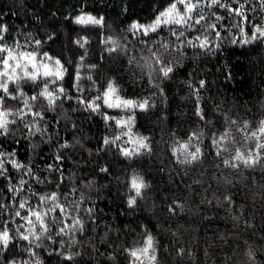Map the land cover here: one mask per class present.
<instances>
[{
    "label": "trees",
    "instance_id": "trees-1",
    "mask_svg": "<svg viewBox=\"0 0 264 264\" xmlns=\"http://www.w3.org/2000/svg\"><path fill=\"white\" fill-rule=\"evenodd\" d=\"M165 3L166 0H0V23L6 24L10 30L25 29L42 38H46L45 32L54 33L55 42H49L46 50L55 56L63 53L77 60L78 52L73 42L78 37H85L89 42L86 63L98 64L101 82L112 80L123 99L141 102L149 99L150 104L156 105L146 112L139 109L133 112L107 110L109 115L125 120L134 113L129 136L117 141L121 147H135L132 142L125 143L129 137L131 141L147 138L145 142L151 151L132 159L119 155L115 146L97 153L98 141L102 137L112 139L122 135L121 128L115 127L114 122L106 127L99 116L86 120L80 112H71L69 103L75 107L74 102H65L62 109L49 115V118L56 117L61 121L69 115L72 120L80 118L78 126L81 131L72 138V142L80 140L83 148L73 150L72 160L64 162L66 182L83 189L91 202L103 210L105 224L111 225L110 230L101 227L95 232L86 231L85 235L103 255L96 257L88 240L84 239L78 247L87 254L80 264H133L125 249L142 247L145 231L156 242L155 264H264V168H215L212 163L215 149L211 148L209 141L214 133L219 138L224 132H230L233 144L224 153V157L229 158L235 148L246 152L254 144L252 140L243 141L245 135L252 132L261 135L259 128L264 122V44L254 42L240 46L225 41L224 57L230 65V81H225L216 72L217 61H205L203 58L194 61L189 54L184 61L185 66L176 70L170 80L154 81L161 84L164 94L152 96L148 70L142 66L146 62L151 63L149 48L155 47V40L145 46L131 37L126 29L134 21L145 25L151 23L157 10ZM81 7L86 13L103 16L104 26L70 24L66 17L78 14ZM246 32L250 36L251 28L246 26ZM234 34L235 31L228 35ZM151 35L155 37L156 34ZM160 35H167V29ZM105 36L118 39L124 50L105 52L102 43ZM130 59L132 63H129ZM194 64L203 66L202 77L211 68L213 75L207 78L216 81L207 92L201 93L204 97L201 105L206 108L207 119L212 121L207 126L193 114V103L185 86ZM86 74L96 78L97 73ZM217 104L220 110L213 114L209 109ZM224 114H227V119L239 121V125L228 124ZM244 122L248 123L247 130L238 131V128L243 129ZM197 130L203 135L192 144H199L205 152L203 163L178 164L171 155L173 148L179 149ZM123 131L126 132L127 128ZM33 142H37L35 138ZM241 142L245 146L242 147ZM42 150L49 152L45 145H40L34 152L21 148L18 159L42 166L47 159L46 156L41 159ZM97 164L108 167L111 174L99 173ZM137 175L149 187L142 190V198H138L135 210H129L126 194L130 193L126 185H130L132 177ZM81 179L91 187L80 184ZM225 195L232 197V205L218 203ZM169 201L183 206L179 216H171L165 210ZM101 237H104L103 241ZM180 248L186 253L182 258L176 255ZM14 251L19 253L20 247ZM16 258L26 257L17 255ZM40 258L44 264H58L56 257H49L47 252L41 251ZM145 264H148L147 260Z\"/></svg>",
    "mask_w": 264,
    "mask_h": 264
},
{
    "label": "snow or ice",
    "instance_id": "snow-or-ice-1",
    "mask_svg": "<svg viewBox=\"0 0 264 264\" xmlns=\"http://www.w3.org/2000/svg\"><path fill=\"white\" fill-rule=\"evenodd\" d=\"M66 18L70 24L81 26L102 27L105 23L103 16L86 13L83 7L78 14ZM246 26L251 28L250 36ZM165 29L167 35L161 36ZM233 31L236 34L229 37L228 34ZM126 32L145 46L155 40V47L149 48L151 63L146 62L142 66L148 70L152 96L164 94L161 84L154 81L170 80L176 70L185 66L184 61L189 54L194 61L202 58L217 61L216 72L225 81H230V65L224 57L225 41L240 46L254 42L264 44V0H166L151 23L145 25L134 21ZM44 37L34 36L25 29L10 30L6 24L0 23V264H44L40 258L41 251L47 252L49 257L55 256L58 264H80L87 254L78 247L84 239L88 240L96 257L103 255L85 233L95 232L101 227L110 230L111 225L105 224L103 210L91 202L84 190L75 183L69 185L65 178L64 162L72 160L73 150L83 148L80 140L72 142V138L81 131L78 126L80 118L72 120L69 115L61 121L56 117L49 118L50 113L62 109L65 102H74L75 107L69 103L71 112H80L86 120L99 116L106 127L114 122L115 127L121 128L122 135L112 139L104 136L98 141L97 153L115 146L119 155L132 159L151 151L145 142L147 138L131 141L129 137L125 143L132 142L135 147H121L117 141L129 136L134 113L125 120L109 115L107 110L133 112L139 109L146 112L156 105L150 104L149 99L142 102L123 99L112 80L101 82L98 64L86 63L89 42L85 37H78L73 42L78 60L63 53L61 56L53 55L45 46L55 42V35L45 32ZM102 43L107 53L124 50L120 41L111 36H105ZM132 62L130 59L129 63ZM202 71L203 66L194 64L185 86L193 103V114L207 126L212 121L207 119L206 108L201 105L204 100L201 93L207 92L216 81L207 78L213 75L211 68L203 77ZM93 72L97 73L96 78L86 74ZM219 110V104L209 109L213 114ZM223 118L233 126L240 123L227 119V114ZM125 128L126 132L123 131ZM247 128L248 123L244 122L243 129L238 128V131H246ZM62 132L64 135H61ZM259 133L261 135L257 132L245 135L243 141L252 140L254 144L246 152L235 148L229 158H225L224 153L233 144L231 133L226 131L219 138H216L217 134H212L209 141L211 148L215 149L213 166L235 170L241 167L264 168V122ZM202 135L201 131H194L179 149L173 148L171 155L178 164L190 166L203 163L205 152L199 144H192ZM241 144L245 146L243 142ZM40 145L49 149V152H40L42 160L47 157L42 166L18 159L21 148L34 152ZM97 168L99 173L111 174L108 167L97 164ZM80 184L91 187L85 179H81ZM126 187L130 193L126 194V206L135 210L138 198H142V190L149 185L137 175ZM46 188L53 190L45 191ZM218 203L232 205L234 202L230 195H225ZM165 210L171 216H179L183 206L169 201ZM143 235L142 247L125 251L133 264H145V260L148 264H155L157 248L154 237L147 231ZM100 239L103 241L104 237ZM18 246L20 252L16 253L14 250ZM185 254L183 248L176 251L178 257L182 258ZM17 255L26 258L17 259Z\"/></svg>",
    "mask_w": 264,
    "mask_h": 264
}]
</instances>
